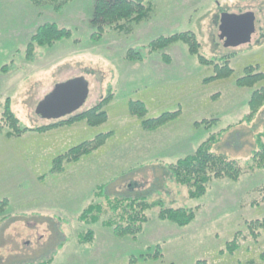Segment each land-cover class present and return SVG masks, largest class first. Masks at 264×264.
Listing matches in <instances>:
<instances>
[{
	"label": "rangeland",
	"instance_id": "obj_1",
	"mask_svg": "<svg viewBox=\"0 0 264 264\" xmlns=\"http://www.w3.org/2000/svg\"><path fill=\"white\" fill-rule=\"evenodd\" d=\"M93 2L72 0L55 12L28 0H0V118L8 98L23 127L58 121L41 116L37 109L56 85L79 76L89 87L79 111L109 96L103 106L108 120L98 126L78 121L45 134L27 131L11 138L6 136L8 128L0 126V200L8 202L0 222V264H37L49 258L51 264H193L198 259L207 264H243L249 259L262 264L258 256L264 251L263 230L257 240L241 239L232 254L224 248L235 233L238 240L247 233V221L264 217V200L250 204L264 195V172H245L238 181L215 178L203 196L190 199L186 187L172 180L166 166L191 154L211 133L220 132L213 151L238 160L245 169L259 134L264 141V104L244 119L249 96L264 85V79L253 88L235 82L249 65L264 73V0H151L150 18L134 24L131 33L109 30L96 42L90 38ZM245 12L255 17L250 42L224 47L217 37L221 14ZM46 22L68 27L73 35L51 47L36 46L34 60L27 61L29 38ZM180 31L195 34L205 58H228L234 73L203 82L213 68L200 63L184 43L166 48L169 63L162 60L161 51L148 54L142 48L159 36ZM131 47L142 51L143 61L124 58ZM10 63L14 67L2 72ZM131 100L146 105L147 118L178 108L181 113L145 131L128 111ZM203 119L217 120L194 125ZM109 130L112 136L98 150L65 163L61 172H51L57 155ZM101 183L108 184L111 196H143L150 202L162 201L164 207H194L196 217L178 227L159 220L158 209L151 208L136 239L116 237L109 228L77 219ZM88 228L94 231V240L80 244L78 236ZM156 245L162 253L158 257L153 255Z\"/></svg>",
	"mask_w": 264,
	"mask_h": 264
},
{
	"label": "trees",
	"instance_id": "obj_2",
	"mask_svg": "<svg viewBox=\"0 0 264 264\" xmlns=\"http://www.w3.org/2000/svg\"><path fill=\"white\" fill-rule=\"evenodd\" d=\"M33 6L43 8L49 6L55 12H61L65 6L72 0H28ZM153 5L151 0H94L89 23L92 27L90 38L92 41H99L109 30L129 34L133 30L134 24L147 20L151 16ZM73 35L70 28L59 26L53 22H46L38 26L29 38L26 46L25 57L27 61L34 60L33 51L36 46L51 47L58 41L69 39ZM75 39L74 42H78ZM182 42L186 45L188 52L198 56L199 62L211 65L213 74L206 77L203 82H210L215 79L227 78L234 73L230 65V60L225 57H219L217 60L207 59L199 53V41L192 31H180L166 36H159L142 48L147 49L150 54L153 51H161V58L169 63L171 56L165 52L170 45ZM144 54L140 49L129 48L124 58L128 61H143ZM13 64H7L2 67V72H8L13 68ZM264 79V73L259 70L257 65H249L244 69L241 76L237 77L235 82L240 87H255ZM109 101V96L104 98L96 105L76 111L71 115L58 119L52 124L38 126L34 128L23 127L19 120L9 108V99L6 98L5 106L1 112L0 126L8 128L6 136L19 137L27 131L48 132L62 125L72 124L78 121H85L89 126H98L108 120V113L103 106ZM264 104V85L256 87L251 92L248 99L249 111L244 119H250L256 114ZM128 111L132 116L140 120V126L145 131H153L160 126L178 118L181 109L166 111L158 116L147 118V107L140 100H131L128 103ZM217 119H203L194 122V125L211 123ZM113 131L109 130L95 135L93 138L85 140L77 145L67 149L65 152L57 155L52 160L51 172L58 173L64 169V164L68 162H77L82 157L95 152L102 147L112 136ZM220 132L211 133L202 141L195 150L184 157L170 162L166 166L168 174L177 184L184 185L190 199L203 196L209 186V183L215 178L226 177L233 181H238L245 172H255L261 170L264 172V141L263 134H259L256 139V148L253 150L250 162L243 169L238 160L229 158L226 154L216 153L213 146L217 143ZM130 171V170H129ZM127 173L123 172L121 175ZM107 183H101L96 188L94 199L87 204L78 214V221L87 224H100L109 228L116 237L129 236L136 239L143 231L145 223L148 221L147 211L151 208H157V218L162 221H169L178 227L189 225L196 217V208H171L164 207L162 201H148L143 196H111L106 188ZM261 189V188H260ZM259 189V190H260ZM264 200L254 199L250 202L255 205ZM8 204L7 199L0 200V222L6 216L3 211ZM246 234H243L239 240L238 232L233 239L229 240L224 248L229 254H232L239 248V242L248 236L257 240L262 230L264 231V217L252 219L246 222ZM94 240V231L91 228L83 230L78 236L80 244H90ZM154 256H161L159 245H156ZM260 262L264 264V251L259 256ZM53 258L40 261L37 264H51ZM193 264H207L204 259H198ZM243 264H257L253 259L245 261Z\"/></svg>",
	"mask_w": 264,
	"mask_h": 264
},
{
	"label": "water",
	"instance_id": "obj_3",
	"mask_svg": "<svg viewBox=\"0 0 264 264\" xmlns=\"http://www.w3.org/2000/svg\"><path fill=\"white\" fill-rule=\"evenodd\" d=\"M253 33L255 17L252 12L221 14L217 37L224 47L248 43ZM88 92V82L84 77L69 79L56 85L52 95L39 105L37 112L41 116H53L57 119L71 115L84 104Z\"/></svg>",
	"mask_w": 264,
	"mask_h": 264
},
{
	"label": "crops",
	"instance_id": "obj_4",
	"mask_svg": "<svg viewBox=\"0 0 264 264\" xmlns=\"http://www.w3.org/2000/svg\"><path fill=\"white\" fill-rule=\"evenodd\" d=\"M33 133H39V132H32V133H29V134H33ZM26 133H24L22 136H24ZM39 134H45V132H41V133H39ZM39 136H41V135H39Z\"/></svg>",
	"mask_w": 264,
	"mask_h": 264
}]
</instances>
